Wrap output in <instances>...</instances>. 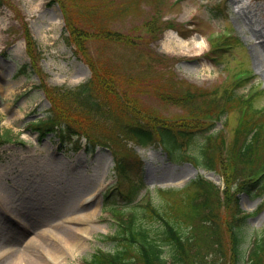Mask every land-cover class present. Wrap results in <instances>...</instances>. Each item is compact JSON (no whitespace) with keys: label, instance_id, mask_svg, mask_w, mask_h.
Returning <instances> with one entry per match:
<instances>
[{"label":"rangeland","instance_id":"374dc122","mask_svg":"<svg viewBox=\"0 0 264 264\" xmlns=\"http://www.w3.org/2000/svg\"><path fill=\"white\" fill-rule=\"evenodd\" d=\"M216 1L221 0H0V142L6 131L14 140L0 145V176L11 191L6 206L22 223H29L24 216L32 214L33 205L44 202L52 212L50 221L93 213L87 223L73 225L87 224L91 231L83 235L84 246L69 255V264H85L96 251L115 247L106 238L115 226L101 212L104 199L99 193L116 186L113 154L129 167V181L139 187L137 200L147 193L157 205L158 187L180 188L200 175L235 193L230 190L231 165L240 111L236 108L215 121L203 114L204 102L215 105L210 111L217 114L228 92L251 94L258 89L260 94L251 102L255 108L264 105V0H226L218 11H210L207 6ZM25 30L34 40L31 59ZM227 36L231 38L226 42L220 40ZM242 70L249 73V80L237 85L232 75ZM88 79L93 109L82 105L70 89ZM40 80L42 89L36 87ZM189 94L193 100L186 99ZM47 114L70 127L66 138L80 136L79 148L59 147L51 132L40 136L30 126ZM132 123L179 129L193 134L194 142L187 146L186 139H180L181 148L169 157L158 145L139 147L122 134L113 152L103 145L84 151V134L105 139L119 133L118 124ZM208 128L221 129L210 146L213 171L181 158L187 153L194 158ZM82 185L87 190L82 191ZM130 187L129 182L120 184L124 192ZM256 189L235 193L241 213L250 214L239 228L245 256L264 228V191L258 194ZM91 193L94 200L81 206ZM231 203L223 194L217 212L222 252H203L209 257L207 264H246L236 262L232 251ZM13 208L19 213L14 215ZM6 223L0 212V224L5 228ZM26 241L18 246L24 247ZM9 247L11 242L1 243L0 255Z\"/></svg>","mask_w":264,"mask_h":264},{"label":"trees","instance_id":"16d2710c","mask_svg":"<svg viewBox=\"0 0 264 264\" xmlns=\"http://www.w3.org/2000/svg\"><path fill=\"white\" fill-rule=\"evenodd\" d=\"M25 40L28 53L30 57H33L31 46L34 42L27 30H25ZM73 90L80 97L82 105L88 109L96 106L90 93L89 82L80 84ZM243 99L244 97L237 93L228 94L225 106L217 113L219 118L236 108L240 111L238 125L234 131L235 151L231 165L234 175L230 190L235 193L251 192L256 185H259L260 191L264 190V178L251 183L247 181L251 180V176L245 175L257 166L260 156L264 155V113L261 109L255 108L251 102H242ZM204 104L207 106L206 112L203 113L205 115L208 112L212 113L210 110L216 108L215 105H211V102L205 101ZM53 105H55L54 101ZM196 109L198 110L197 107ZM57 119L58 117L47 114L44 119H37L31 126L40 132V135L53 131L64 138L67 128L70 127L67 125L65 127L64 122L58 123ZM117 126L120 128L119 133L116 131V135L106 136L105 139L84 134L83 136L87 139V148L93 150L100 144L113 152L112 146L117 137L122 134L130 136L139 146L153 143L157 137V141L170 154L180 149L181 144L178 139L186 138L187 145L194 142L193 134L179 130L174 132L166 126L148 128L138 123ZM210 131L211 129L208 128L201 134L203 140L198 144L194 159L205 169L214 170V149L210 146H213L211 143L218 133ZM7 132L1 136L2 143L10 140ZM77 143L76 140L74 144L77 145ZM257 152L262 154L256 155ZM116 166L123 180L127 168L120 160L116 161ZM136 191L121 193L125 199V207L112 201L106 202L118 222L115 233L110 238L116 247L109 252L95 253L86 264H207L209 257L203 252H208L210 249H213L212 253L222 252V233L217 212L223 194L225 199L232 201L228 209L230 221L228 232L231 235L232 251L236 262L242 263L244 260V253L240 247L244 238L239 228L248 216L241 213L235 193H229L228 190L220 191L211 182L200 177L190 181L182 189L159 190L157 192L159 205H154L151 201L133 205ZM209 244L214 247L211 248ZM263 258L264 229L253 241L249 256L244 261L246 264H260Z\"/></svg>","mask_w":264,"mask_h":264},{"label":"bare ground","instance_id":"6f19581e","mask_svg":"<svg viewBox=\"0 0 264 264\" xmlns=\"http://www.w3.org/2000/svg\"><path fill=\"white\" fill-rule=\"evenodd\" d=\"M175 37L178 38L177 36ZM17 176H20V174ZM24 176L21 175V178H29L27 175ZM4 179L5 177L0 176L1 211L7 210L6 204L11 196V191L3 186ZM70 182L72 186H78L77 182L72 180ZM87 188L85 185L81 186L82 191L87 190ZM36 204L40 205L42 203ZM43 205H33L32 214H37L38 217L32 214L25 215L24 217L29 223H23V229L13 224H8L5 228L0 226L2 231L0 244L4 243V241L12 243V247L1 253L0 260L3 261H0V264H69V255H75L84 246L83 235L87 234L85 232L91 231V226H86L87 224H85V226L78 228L73 225L87 223L88 220L92 219L93 213L84 215V217H81V215L74 216L73 214L60 218V221H50L49 217L52 212H49L51 210L46 207L47 204L45 202ZM13 211L17 212H14V215L19 213L14 208ZM43 214L50 215H46L47 217L41 216ZM10 216L13 215L11 214ZM26 239L27 244L24 247H19L18 245L21 241L23 242Z\"/></svg>","mask_w":264,"mask_h":264}]
</instances>
